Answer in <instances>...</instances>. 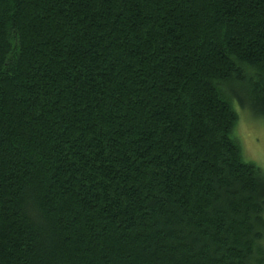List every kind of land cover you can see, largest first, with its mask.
Instances as JSON below:
<instances>
[{
  "label": "trees",
  "instance_id": "trees-1",
  "mask_svg": "<svg viewBox=\"0 0 264 264\" xmlns=\"http://www.w3.org/2000/svg\"><path fill=\"white\" fill-rule=\"evenodd\" d=\"M264 0H0V264H264Z\"/></svg>",
  "mask_w": 264,
  "mask_h": 264
},
{
  "label": "rangeland",
  "instance_id": "rangeland-1",
  "mask_svg": "<svg viewBox=\"0 0 264 264\" xmlns=\"http://www.w3.org/2000/svg\"><path fill=\"white\" fill-rule=\"evenodd\" d=\"M234 110L238 114V123L233 131V137L240 145L245 162H250L264 172V118L257 119L246 111Z\"/></svg>",
  "mask_w": 264,
  "mask_h": 264
}]
</instances>
